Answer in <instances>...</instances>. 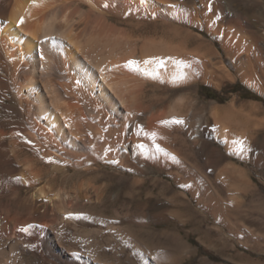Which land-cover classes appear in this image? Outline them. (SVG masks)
I'll return each mask as SVG.
<instances>
[{
	"label": "bare ground",
	"instance_id": "obj_1",
	"mask_svg": "<svg viewBox=\"0 0 264 264\" xmlns=\"http://www.w3.org/2000/svg\"><path fill=\"white\" fill-rule=\"evenodd\" d=\"M201 1L215 37L219 18ZM188 26L203 28L186 0H0V264H181L178 232L164 233L171 249L153 251L139 237L152 194L139 177L167 173L201 206L192 161L205 138L243 159L251 143L187 94L220 73L218 55ZM224 43L259 90L258 53L236 36ZM173 120L183 124L164 123ZM207 194L217 215L221 201ZM174 199L172 213L195 216L185 197Z\"/></svg>",
	"mask_w": 264,
	"mask_h": 264
},
{
	"label": "rangeland",
	"instance_id": "obj_2",
	"mask_svg": "<svg viewBox=\"0 0 264 264\" xmlns=\"http://www.w3.org/2000/svg\"><path fill=\"white\" fill-rule=\"evenodd\" d=\"M209 1L213 7L208 13L219 18L218 35L213 37L206 28L208 9L201 0L186 2L191 8L201 9L203 28L188 26L187 29L215 51L220 73L218 80L200 82L194 85L193 93L187 94L199 99L207 117L210 107L216 106L221 113L220 123H230L235 138L244 135L251 140L247 147L249 158L243 159L245 157H239L221 142L205 138L202 153L192 161L197 168L192 178L200 189L201 206L192 191L176 183L167 173L159 174L154 170L142 174L139 178L146 183L142 191L152 194L146 199V207L140 209L138 234L146 246L149 244L147 247L155 251L158 247L161 250L173 248L175 244L164 233L178 232L181 243L186 245L181 264H264V7L263 19L257 20L251 0ZM225 35L244 39L248 47L241 49L258 53L259 60L252 55L251 73L259 90L247 84L236 69L224 43ZM236 85L239 92H233ZM214 91L217 98L210 99ZM156 180L159 186L155 185ZM162 185L170 187L172 193H163ZM207 190L221 201L223 208L217 215L208 208L212 196ZM174 194L192 203L196 211L194 217L186 212L172 213L177 209ZM121 214L126 213L121 211Z\"/></svg>",
	"mask_w": 264,
	"mask_h": 264
},
{
	"label": "snow or ice",
	"instance_id": "obj_3",
	"mask_svg": "<svg viewBox=\"0 0 264 264\" xmlns=\"http://www.w3.org/2000/svg\"><path fill=\"white\" fill-rule=\"evenodd\" d=\"M105 7H107V5H105ZM20 23H21V24L24 23L23 18H21ZM135 65H136V62H135V61H130V62H128L127 65H125V67H128L130 70H133V71H138V68H136ZM176 65H177L178 67H180V68L186 67V65H185L184 62H182V61H177V62H176ZM160 66H161V67L164 66V62H163V61L160 62ZM164 123H165V124H168V123L183 124V121H182V120H173V121H171V122H164ZM155 135H156L155 133L152 134L153 137H155ZM236 143L240 144V145H241V150H243L242 146H243V143H244V142H243V141H237ZM157 150L159 151L160 149L157 148ZM20 230H21V231H27V229H24V228H22V229H20Z\"/></svg>",
	"mask_w": 264,
	"mask_h": 264
},
{
	"label": "crops",
	"instance_id": "obj_4",
	"mask_svg": "<svg viewBox=\"0 0 264 264\" xmlns=\"http://www.w3.org/2000/svg\"><path fill=\"white\" fill-rule=\"evenodd\" d=\"M253 4V12L257 20H262V8L264 7V0H251Z\"/></svg>",
	"mask_w": 264,
	"mask_h": 264
},
{
	"label": "trees",
	"instance_id": "obj_5",
	"mask_svg": "<svg viewBox=\"0 0 264 264\" xmlns=\"http://www.w3.org/2000/svg\"><path fill=\"white\" fill-rule=\"evenodd\" d=\"M237 87H238V85L235 86L233 92H239V90L237 89ZM214 94H215L216 96H215V95H214V96H211V97L209 96V98H210V99H216V98H217V93H216L215 91H214ZM250 98H251V99H254V100H260V99H258L257 97H254V96H251Z\"/></svg>",
	"mask_w": 264,
	"mask_h": 264
}]
</instances>
